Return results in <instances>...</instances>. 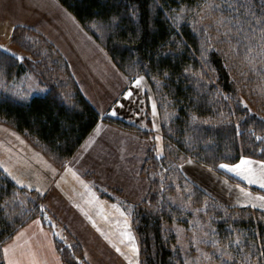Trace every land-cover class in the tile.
I'll return each mask as SVG.
<instances>
[{
  "label": "trees",
  "instance_id": "trees-1",
  "mask_svg": "<svg viewBox=\"0 0 264 264\" xmlns=\"http://www.w3.org/2000/svg\"><path fill=\"white\" fill-rule=\"evenodd\" d=\"M58 1L127 78L143 75L147 79L156 101L161 154L156 153L151 131L103 117L149 142L140 170L147 192L140 201L125 204L139 263L187 264V256L199 244L217 264H264V210L222 204L179 169L188 157L220 172L221 163H234L241 155L264 160L260 36L248 33L246 40L233 30L229 41L215 22L219 13L206 6L212 0ZM215 2L223 6V0ZM255 3L259 14L264 0ZM10 39L29 55L22 61L10 56L0 61V122L22 133L61 167L81 146L100 114L81 93L66 60L48 39L20 24L12 28ZM248 45L251 53L246 51ZM27 74L37 79L42 93L29 94L20 85L21 95H15L17 81ZM150 123L146 98V124ZM96 189L111 200L121 194L118 187L112 192L100 186ZM42 198L16 185L0 169V264H5L2 246L18 228L36 216L48 224L46 209L40 207ZM54 241L63 264H87L77 241L67 244L58 237ZM218 247L230 258L222 257Z\"/></svg>",
  "mask_w": 264,
  "mask_h": 264
},
{
  "label": "crops",
  "instance_id": "crops-1",
  "mask_svg": "<svg viewBox=\"0 0 264 264\" xmlns=\"http://www.w3.org/2000/svg\"><path fill=\"white\" fill-rule=\"evenodd\" d=\"M18 24L29 26L56 47L81 93L99 112L100 119L61 167L19 131L1 124L0 169L16 185L43 196L44 218L48 222L36 216L18 228L2 246L5 264L8 258L3 249L14 243L15 256L21 264H63L54 244L55 237H63L56 234L54 224L63 227L68 236L64 240L70 238L80 244L87 264H101L98 260L102 251V256L110 252L125 261L132 243L138 249L125 204L140 201L147 192V181L140 170L149 142L144 136L111 124L103 117L119 118L151 131L154 139L156 135L162 139L158 111L152 112L151 103L155 99L149 83L143 75H140L144 77L140 85L132 82L134 78H127L103 46L58 0H0V41L9 39L12 28ZM128 90L133 93L131 97L124 95ZM146 98L150 126L146 124ZM189 158L179 163V169L206 194L228 206L264 210L259 207L257 198L264 196V187L260 184L249 183L228 169L219 167L220 172L193 158V163H187ZM13 177L25 183H17ZM96 186L108 191L118 187L121 194L111 200L101 196ZM241 189H247L251 197ZM37 220L38 224L33 223ZM21 231L24 234L17 240V233ZM126 232L131 233L134 241L123 235Z\"/></svg>",
  "mask_w": 264,
  "mask_h": 264
},
{
  "label": "snow or ice",
  "instance_id": "snow-or-ice-1",
  "mask_svg": "<svg viewBox=\"0 0 264 264\" xmlns=\"http://www.w3.org/2000/svg\"><path fill=\"white\" fill-rule=\"evenodd\" d=\"M206 6L209 10L219 13V16L215 22L220 28L224 29L223 36L229 41H231L230 34L233 32V30H235L237 35L244 34V38L246 40L250 39L248 33H250L251 36H256L258 34L260 36L261 47L262 49H264V3L260 5L259 14H257V5L255 3V0H223V6L219 3H216L215 0H212V2L208 3ZM203 10L204 9L201 8V11ZM225 10H227V15L225 14ZM93 27H96V25L93 24ZM237 43H239V41H237ZM246 51L248 53L252 52V48L250 45L246 46ZM5 56H10L20 61L25 59L22 54L14 52L4 44H0V61H2ZM188 70L189 69H185V71ZM142 81H144V77L137 75L134 77L132 82L136 85H140ZM157 82L159 83V81ZM132 94L133 93L131 90H128L124 93V95L128 97H131ZM15 95H21L19 89H17ZM151 107L153 114H156L157 109L155 100H152ZM248 111L251 110L248 109ZM262 120H264V118H262ZM156 139L160 140L161 137L157 136ZM256 139L259 140L261 139V137L257 136ZM159 151H162V149ZM186 162L193 163L191 158H189ZM219 167L228 169L231 172L236 173L237 175L248 180L249 183H257L264 187V160L256 161L249 156L241 155L238 162L221 163ZM52 171L53 173H55L56 170L53 168ZM68 171H71V169H68ZM73 174L75 175V173ZM13 178L17 180V183H25V181L20 180L16 177ZM31 186L32 185L29 184V187ZM161 187H163V185H161ZM237 187H239V185H237ZM241 192L244 193L247 197H251V193L247 189H241ZM257 198L260 201L259 207L264 209V196H258ZM245 202L248 201L246 200ZM40 207L43 208L44 205H40ZM47 218L49 220L51 219L50 217ZM89 219H91V217H89ZM33 223L38 224L39 220L33 221ZM23 234V231L18 232L17 240H19L20 237L23 236ZM57 235H59V233H57ZM123 235L128 239L134 241V237L130 232L123 233ZM237 239H239V237H237ZM69 247H71V245H69ZM130 247L132 248L133 253H136L138 251L135 243H132ZM15 248L16 245L14 243L13 245L6 246L3 249L5 256L8 258V264H21V260L19 258H16L15 256ZM117 251H120V249L117 248ZM216 251L220 252L222 257L229 256L230 258V254L222 248L218 247ZM127 259L129 260V264H134L133 258L131 256H128Z\"/></svg>",
  "mask_w": 264,
  "mask_h": 264
},
{
  "label": "rangeland",
  "instance_id": "rangeland-1",
  "mask_svg": "<svg viewBox=\"0 0 264 264\" xmlns=\"http://www.w3.org/2000/svg\"><path fill=\"white\" fill-rule=\"evenodd\" d=\"M0 44L6 45L8 48L12 49L14 52L22 54L23 56L29 55L28 53H26L25 51L20 49L15 43H13L11 41L10 37H9V39H6L5 41H2V42L0 41ZM20 85L24 86V88H23L24 91H27L30 94L42 93L44 91V88L41 87L39 85V83H37V79L31 74H27L26 76H24L23 78H21L20 80L17 81V88L19 90H21ZM1 124H4V123L0 122V126H1ZM4 125H6L7 127H10L7 124H4ZM157 136L158 135L155 136L154 144H155L156 153L158 154V151L162 149L163 141H162V139L157 140L156 139ZM161 153H162V151H159V154H161ZM42 205L45 206L44 202L42 203ZM50 221H51V219H50ZM54 229H55L56 234L59 233L60 237L67 239L68 236L66 237V234H65L66 232H64L63 227L60 224H54ZM179 235H180V233H179ZM191 236L193 238H196L197 234L196 235L191 234ZM198 238L199 239L201 238V236H199V234H198ZM179 240L182 244H184L181 240V236H179ZM65 241L67 242V244H72V242H74L70 238H68V240H65ZM197 242H200V241H197ZM54 244H55V241H54ZM184 246H185V244H184ZM196 247L197 248L194 250V252H192L190 256H187V264H217V262L210 259V257L206 254V251L202 248V246H200L199 244H196ZM101 251H102V249H101ZM102 254H103V251H102ZM102 254L98 260V262L101 261V264H129V260L127 258L125 261H123V260L119 259L115 254H112L110 252L105 253L104 256H102ZM126 255H127L126 257L131 256L133 258L134 264H139L138 263V252L133 253L132 248L129 247ZM104 257L106 258L105 261H103ZM59 258H60V256H59ZM60 260H61V258H60ZM61 262H62V260H61Z\"/></svg>",
  "mask_w": 264,
  "mask_h": 264
}]
</instances>
